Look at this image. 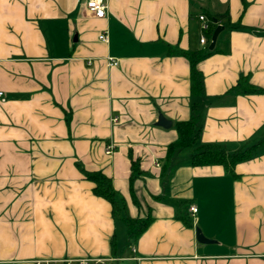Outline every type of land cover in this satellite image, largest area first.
Instances as JSON below:
<instances>
[{"label": "crops", "instance_id": "crops-1", "mask_svg": "<svg viewBox=\"0 0 264 264\" xmlns=\"http://www.w3.org/2000/svg\"><path fill=\"white\" fill-rule=\"evenodd\" d=\"M107 1L100 19L86 0H0V264H264V148L236 176L182 151L161 178L193 104L203 144L236 153L264 139V0ZM200 15L223 31L193 97L189 60L169 50L205 49ZM79 165L111 177L131 217L152 218L136 242Z\"/></svg>", "mask_w": 264, "mask_h": 264}, {"label": "trees", "instance_id": "trees-1", "mask_svg": "<svg viewBox=\"0 0 264 264\" xmlns=\"http://www.w3.org/2000/svg\"><path fill=\"white\" fill-rule=\"evenodd\" d=\"M223 15L221 17H229ZM212 23L209 28L204 31L209 44L205 49L196 51H182L170 49L169 54L176 53L185 56L190 63L191 68V95L193 97L206 96L205 77L200 70L199 65L202 61L209 58L211 55L218 52V45L213 51L209 50L210 42L212 40L214 31L218 27L215 20L218 17L211 16ZM225 24V26H228ZM247 82L241 80L239 82V92L245 94L257 93L258 90L251 86L244 85ZM175 129L178 133V138L175 142L171 143L167 149V156L161 178L164 180L169 174L175 155L182 151H193L190 158V163L195 167L203 166H223L225 170L232 176H236L235 168L241 162H246L254 159L259 154L260 150L264 148V139L253 144H246L241 150L236 153H228L222 145L219 144H203L200 140L202 131V122L200 121V108L197 104L192 105V113L189 120L180 121L175 124ZM81 173L86 180L93 183V193L107 200L112 206L113 216L117 220H121L128 233L129 244H133L138 240L143 232L150 226L152 218H133L129 215L128 206L123 197H121L114 188L113 180L101 171H89L79 165ZM140 161L132 159V175L131 183L135 178L142 174ZM188 225V221H186ZM113 241V245H114Z\"/></svg>", "mask_w": 264, "mask_h": 264}, {"label": "built area", "instance_id": "built-area-1", "mask_svg": "<svg viewBox=\"0 0 264 264\" xmlns=\"http://www.w3.org/2000/svg\"><path fill=\"white\" fill-rule=\"evenodd\" d=\"M86 7L96 18L102 19L107 17L108 9H109L107 0H86ZM199 20L201 22V32H202L200 43L204 46H207L209 42L206 35L204 34V31L209 28L210 24L212 23V20L208 18L206 15H200ZM100 40L104 42H108L109 40L108 33L105 32L101 34ZM108 60H109V65L111 67H115L119 64L118 61L114 60L113 58H109ZM0 97H4V94L2 92H0ZM113 122L114 123L118 122V118H114ZM113 151H114L113 144H109L107 146V153L112 154ZM190 211L193 215H195L197 214L198 209L196 206H192L190 208ZM100 262L101 260H92V259H79V260L68 259V260H45V261H39L36 264H92V263L98 264Z\"/></svg>", "mask_w": 264, "mask_h": 264}, {"label": "water", "instance_id": "water-1", "mask_svg": "<svg viewBox=\"0 0 264 264\" xmlns=\"http://www.w3.org/2000/svg\"><path fill=\"white\" fill-rule=\"evenodd\" d=\"M215 23H218V20H215ZM222 31H223V26L221 25H219L214 31V34H213V37H212V40L209 46L210 51H213L215 49L217 41H218V37ZM158 125L165 127V128H169L172 125V122L170 120H167L163 115H160ZM196 233H197L198 242L206 243V244L213 243L212 240H209L208 238L205 237L201 229L198 228L196 230Z\"/></svg>", "mask_w": 264, "mask_h": 264}, {"label": "rangeland", "instance_id": "rangeland-1", "mask_svg": "<svg viewBox=\"0 0 264 264\" xmlns=\"http://www.w3.org/2000/svg\"><path fill=\"white\" fill-rule=\"evenodd\" d=\"M122 226V230H125V226L122 224L121 225ZM199 228V227H198ZM199 229H201V228H199ZM94 264V263H93ZM109 264H111V263H109ZM119 264H129L128 262H121V263H119Z\"/></svg>", "mask_w": 264, "mask_h": 264}]
</instances>
